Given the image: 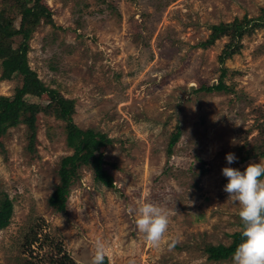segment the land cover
<instances>
[{
  "label": "rangeland",
  "instance_id": "obj_1",
  "mask_svg": "<svg viewBox=\"0 0 264 264\" xmlns=\"http://www.w3.org/2000/svg\"><path fill=\"white\" fill-rule=\"evenodd\" d=\"M42 4L52 22L34 28L29 66L45 86L73 101L75 124L112 140L96 154L103 152L115 188L96 182L93 169L83 166L66 212L51 207L61 161L73 149L66 123L46 106L50 98L22 95L39 111L34 139L24 122L0 136V191L14 205L9 226L0 230V263L51 264L62 256L60 247L75 264H91L100 240L108 264H231L232 258L209 261L205 249L233 244L241 230L240 207L228 201L222 169L243 172L264 159H241V148L264 135V27L244 34L239 52L223 63L229 35L207 48L201 44L212 25L258 18L264 0ZM19 12L16 0H0V22L8 29V13L16 18ZM19 42L15 38L14 46ZM223 69L227 90L201 89L216 85ZM20 86L17 78L0 80V96L14 97ZM177 127L181 136L169 153ZM228 153L237 157L231 165ZM139 201L175 212L159 249L145 242L127 211ZM36 232L38 244L28 247Z\"/></svg>",
  "mask_w": 264,
  "mask_h": 264
},
{
  "label": "trees",
  "instance_id": "obj_2",
  "mask_svg": "<svg viewBox=\"0 0 264 264\" xmlns=\"http://www.w3.org/2000/svg\"><path fill=\"white\" fill-rule=\"evenodd\" d=\"M20 7V12L13 16L7 15L9 27L0 22V62L2 74L0 80H21V86L16 89L14 97L0 96V136L4 135L11 127L18 126L24 122L31 131V139L35 138L36 115L39 108H34L21 96L29 94L38 98L47 95L50 100L46 105L56 114L55 116L66 123V143L73 149V154L64 157L59 170L60 184L55 188L49 198V205L57 212L64 213L68 209V197L70 188L75 179L78 178L79 169L83 166L91 167L94 172V180L108 188H115L114 178L105 168L106 161L103 152L96 154L102 147L109 145L112 140L106 134L97 132L94 129H81L73 121L74 103L72 100L64 98L55 89H50L39 79L37 73L29 66L28 52L29 40L34 28L44 20L45 23L52 22V13L47 6L42 4L43 0H16ZM20 17L19 27L14 23ZM264 27V10L258 18H248L246 15L240 19L236 18L231 23H220L212 25L211 34L207 41L202 43V47L207 48L213 45L218 39L229 35L231 42L223 51L221 63L231 57L241 49L240 41L244 34L256 28ZM19 37L20 42L14 46L15 38ZM220 80L216 85L202 86L201 89L207 92L227 90L224 83L226 70L223 69ZM181 136V129L177 127L172 133L169 141L168 152L178 143ZM242 150V161L249 160L256 156L264 157V135L255 139L254 144L247 143ZM14 212L13 201L7 194L0 191V230L9 226ZM242 228L235 232V241L226 246H207L205 249L209 261L219 262L232 258L236 247L242 242ZM39 232L27 242L28 247L38 244ZM57 254H62L59 259L50 258L51 264H75L68 253L60 247ZM27 264H34L30 263ZM2 264V263H0ZM104 264L107 263L105 258Z\"/></svg>",
  "mask_w": 264,
  "mask_h": 264
},
{
  "label": "clouds",
  "instance_id": "obj_3",
  "mask_svg": "<svg viewBox=\"0 0 264 264\" xmlns=\"http://www.w3.org/2000/svg\"><path fill=\"white\" fill-rule=\"evenodd\" d=\"M139 127L148 128L150 125L142 123ZM226 160L231 165L237 157L228 153ZM222 174L228 180L223 190L229 194L228 201L239 205V217L243 224L242 242L232 254L231 264H264V159L250 163L243 172L224 167ZM127 211L135 214L137 229L143 234L145 242L159 249L165 242L170 217L175 212L148 201H139L135 206L129 204ZM108 255L105 243L98 240L91 264H104ZM193 264H203V260H194Z\"/></svg>",
  "mask_w": 264,
  "mask_h": 264
}]
</instances>
